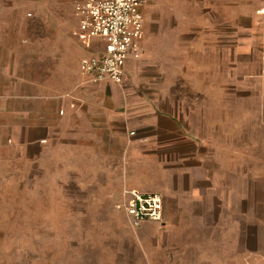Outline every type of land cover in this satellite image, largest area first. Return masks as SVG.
<instances>
[{"label": "rangeland", "instance_id": "1", "mask_svg": "<svg viewBox=\"0 0 264 264\" xmlns=\"http://www.w3.org/2000/svg\"><path fill=\"white\" fill-rule=\"evenodd\" d=\"M43 1L41 42L50 32L71 36L75 0ZM260 4L144 0V53L116 87L117 106L177 111L204 143L229 206L243 205L245 264H264V82L251 78L230 41ZM67 67L74 76L77 65ZM132 133L116 131L123 144L101 132L99 147L90 139L58 140L35 163H0V264L125 263L131 254L123 247L141 236L121 209Z\"/></svg>", "mask_w": 264, "mask_h": 264}, {"label": "crops", "instance_id": "2", "mask_svg": "<svg viewBox=\"0 0 264 264\" xmlns=\"http://www.w3.org/2000/svg\"><path fill=\"white\" fill-rule=\"evenodd\" d=\"M76 1L71 36L50 32L42 43L40 0H0V163H35L58 140L90 139L99 147L101 132L124 144L116 131L133 132L132 154L123 158L131 163L126 186L162 195L164 218L136 229L141 236L123 247L131 255L122 264H245L243 205L240 210L229 206L222 174L177 111H155L141 103L134 109L117 106L120 86L94 85L81 74L82 59L99 56L104 45L96 41L86 50L79 43ZM145 19L147 37L146 14ZM236 31L230 44L253 69L251 78L264 82V15L254 13L249 25ZM57 37L59 42H52ZM136 61L129 59L125 81ZM73 63L74 76L66 69Z\"/></svg>", "mask_w": 264, "mask_h": 264}, {"label": "built area", "instance_id": "3", "mask_svg": "<svg viewBox=\"0 0 264 264\" xmlns=\"http://www.w3.org/2000/svg\"><path fill=\"white\" fill-rule=\"evenodd\" d=\"M144 0H77L75 15L79 21L75 36L81 46L91 50L96 41L104 45L99 56H86L81 74L90 83L105 82L123 86L130 58L139 60L146 38ZM259 14L264 15V0ZM32 17V14H29ZM134 135V133H132ZM121 209L134 229L145 223H160L164 218V199L160 194H142L126 190Z\"/></svg>", "mask_w": 264, "mask_h": 264}]
</instances>
